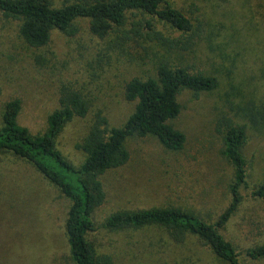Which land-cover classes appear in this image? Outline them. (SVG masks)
<instances>
[{
	"label": "rangeland",
	"instance_id": "rangeland-1",
	"mask_svg": "<svg viewBox=\"0 0 264 264\" xmlns=\"http://www.w3.org/2000/svg\"><path fill=\"white\" fill-rule=\"evenodd\" d=\"M173 5L195 25L198 19L208 21L212 31L207 28L189 50L174 52L173 60L216 76L219 87L198 97L188 90L179 95L182 109L172 123L186 135L181 150L166 148L152 135L135 136L127 141L130 160L104 174L107 199L95 212L98 229L91 238L114 264H228L193 235L176 243L156 225L114 231L101 226L119 210L166 206L214 222L232 199L234 169L222 153L217 122L224 114L248 122L241 116L245 111L236 115L240 97H254L257 104L264 99V0H176ZM77 23V35L54 30L46 46L34 47L20 36V21L0 11V126L5 104L20 98L19 123L42 133L63 86L80 89L91 109L67 123L56 142L80 165L85 158L80 144L95 114L101 111L111 126L123 125L135 108L125 99V83L136 75H154L156 55L138 47L108 50V40L93 35L87 19ZM247 131L249 187L222 232L240 252L241 264H264V258L246 255L264 242V201L250 195L264 182V129L248 122ZM69 207V199L35 166L0 153V264H74L66 236Z\"/></svg>",
	"mask_w": 264,
	"mask_h": 264
},
{
	"label": "trees",
	"instance_id": "trees-1",
	"mask_svg": "<svg viewBox=\"0 0 264 264\" xmlns=\"http://www.w3.org/2000/svg\"><path fill=\"white\" fill-rule=\"evenodd\" d=\"M175 2L0 0V11L5 17L20 21V36L31 46H46L54 30L75 36L80 31L77 22L87 19L91 33L108 40V50L117 47L133 50L138 47L156 55L154 75H136L125 83V99L135 102V108L123 125L111 126L105 114L101 111L95 114L80 144L85 154L80 165L68 160L57 148L56 142L67 123L88 115L91 101L83 91L63 86L58 107L49 114L45 131L38 134L19 123L20 98L5 104L0 126V153H10L31 163L69 199L66 236L74 264H114L111 254L97 250L91 235L98 229L95 212L107 199L103 176L130 160L127 141L135 136L152 135L166 148L181 150L186 135L172 123L182 109L179 95L188 90L198 97L219 87L216 76L195 70L190 63L173 60L174 52L189 50L207 28L211 31L208 21L198 19L195 25L183 10L173 5ZM162 24L168 27V32L160 27ZM250 92L249 96L254 93ZM259 101L262 103L257 104L254 97L247 95L240 97L236 115L245 111L241 116L256 129L263 130L264 99ZM248 122L240 123L228 114L222 115L217 122V131L223 136L222 153L233 166L234 180L230 187L231 202L216 221H207L188 209L166 206L119 210L108 215L101 226L112 231L160 226L176 243H184L193 235L203 245L209 246L220 260L241 264L240 252L222 229L242 203L243 190L249 187L248 162L244 154L249 140ZM250 195L264 201V182L252 189ZM246 255L253 260L264 258V242L249 248Z\"/></svg>",
	"mask_w": 264,
	"mask_h": 264
}]
</instances>
